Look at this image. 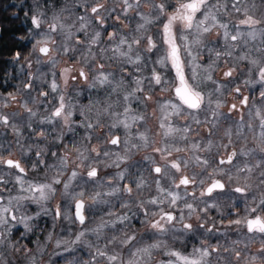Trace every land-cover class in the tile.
Here are the masks:
<instances>
[{
    "label": "snow or ice",
    "instance_id": "1",
    "mask_svg": "<svg viewBox=\"0 0 264 264\" xmlns=\"http://www.w3.org/2000/svg\"><path fill=\"white\" fill-rule=\"evenodd\" d=\"M44 4L49 29L31 19L39 53L54 37L91 95L66 100L55 60L24 76L22 119L0 93V133L14 137L0 135V157L21 149L0 167V240L35 239L50 217L58 249L87 252L75 264H264V0ZM38 134L54 147L31 150Z\"/></svg>",
    "mask_w": 264,
    "mask_h": 264
},
{
    "label": "clouds",
    "instance_id": "2",
    "mask_svg": "<svg viewBox=\"0 0 264 264\" xmlns=\"http://www.w3.org/2000/svg\"><path fill=\"white\" fill-rule=\"evenodd\" d=\"M12 4L14 5V11H13V19H17L16 13L20 11L21 8L24 9L25 16L28 15L29 10H31L32 15L29 17V19H32L33 17L40 18L41 14L45 17L42 19V26L44 29L47 31L49 29V21L53 17V9L52 6H45L44 0H30V4L26 3L25 0H12ZM145 11H148L147 7L145 8ZM21 21L23 22V18H20ZM7 27V25H4L0 27V32H3V28ZM35 29L31 28L28 29V34L27 36H16L15 39L19 40H28L30 41V50L28 51V54L24 57L23 60L18 59V52L10 57L11 64L8 66L6 75L8 78L9 82L13 81V67H17V72H16V80L17 82L15 83V91L9 92L11 93L12 96L16 98V103L11 104L9 107L5 109H12L15 108L17 109L16 111H10L9 113H17L20 117L24 116L25 111L27 110L25 107V100H24V88L22 84V80L24 78L23 72H24V67L25 65L28 68V74L29 77L35 78L37 75V69L39 68V63L47 65L49 61L55 60L56 63L52 66L51 69H48L47 71H53L55 70L56 72L62 73V77L60 80V87L61 91L65 95L66 100L70 99L69 93H71L74 89H80L82 90V95L79 97V100L82 103H87L83 102V97L86 94L87 96L91 95V93L87 90L86 85L84 84L83 81L77 79L75 85L72 84L71 82V77L72 74L80 71L81 65L80 62L77 61L75 64H69L68 59L66 56L63 55H58L57 48L58 45L56 44V40L54 37L50 35L47 44L51 51L48 53L47 56H42L39 53V48L42 46L41 44L36 43V36L34 35ZM20 55V54H19ZM31 64L32 67L29 68L28 65ZM36 66L35 69L33 66ZM82 85L84 86L82 88ZM34 95V100L35 104L31 106L32 111H38L39 109L36 107V105L39 104V98L35 97ZM4 109V110H5ZM186 119V118H185ZM149 127L151 125L149 124ZM96 136L100 135V131H96L94 133ZM36 141H41L43 140L44 143H40L37 145V143H32L30 145L31 150H37L38 149L42 153H46L49 147H54V145L51 144V142L44 136L38 134L36 136ZM158 139V138H157ZM97 149L103 147V144L97 143L95 145ZM66 152L71 151L75 152V149H65ZM147 153L145 152H140V156H144ZM25 159H30L31 158V151L28 149H25L23 153ZM21 157V149L14 147L11 154L8 156H3L0 157V167L3 166L4 161L7 159H12V160H18ZM41 159H44V156H41ZM72 159L79 160V157L73 156ZM83 169H81V172L83 173ZM51 175V174H49ZM43 177V174H41ZM4 179L7 180H12L14 177L12 175H7L3 177ZM61 193H57L54 198L50 200V204L52 208H55L56 206L59 205L60 200H61ZM90 201L86 200V203ZM34 235L35 239L33 240V243L35 244L34 248H29L26 244H24L21 240L16 239V240H11V239H6V240H0V264H32V259L38 252L44 253L42 258H40V264H75V261L77 259L83 260V256L80 250H73L72 254L69 255L68 250L66 249H58L56 240L55 239H48L47 235L45 234L44 240L40 239V234L46 233L45 232V227H43L40 223H36L34 225ZM145 229H141L140 231H144ZM63 231V229H58L56 232V236H60V233ZM33 233H25L24 234V240L29 239V237H32ZM19 248V250H17ZM255 251V248L253 249ZM160 262V256L155 255L151 259V264H159Z\"/></svg>",
    "mask_w": 264,
    "mask_h": 264
},
{
    "label": "trees",
    "instance_id": "3",
    "mask_svg": "<svg viewBox=\"0 0 264 264\" xmlns=\"http://www.w3.org/2000/svg\"><path fill=\"white\" fill-rule=\"evenodd\" d=\"M27 0H25L26 2ZM57 7L62 6V0H56ZM14 9V8H12ZM21 12V9L19 13ZM5 14V13H4ZM13 15V12H12ZM30 14L28 16H25L26 21H31L29 19ZM3 18L6 20L7 16H3ZM13 17H10V20ZM14 23H9V26L3 28V32H0V71L7 72L8 69V63H12L10 60V57L13 54H16L17 52L22 49V41L19 39H12L11 36H22L24 34L23 27L20 26L18 23H15L17 21H12ZM31 24V22H29ZM215 38V37H213ZM243 67V66H242ZM4 77V76H3ZM87 95L85 94L83 97V102H87L86 99Z\"/></svg>",
    "mask_w": 264,
    "mask_h": 264
},
{
    "label": "rangeland",
    "instance_id": "4",
    "mask_svg": "<svg viewBox=\"0 0 264 264\" xmlns=\"http://www.w3.org/2000/svg\"><path fill=\"white\" fill-rule=\"evenodd\" d=\"M26 3L30 4V0H27ZM14 5L12 4V0H0V27L4 26V25H7L9 26V23H14L12 21H17L15 23H18L20 26H23V23L21 21L20 18H23L25 16V12H24V9L21 8V12L19 13H16V16H17V19H11L10 20V17H13L12 16V12L14 11ZM5 13V14H4ZM32 15V14H31ZM3 16H7V19L5 20L3 18ZM33 28L32 26L29 28L31 29ZM25 31H27V29L25 28ZM28 34V31L23 35V36H27ZM12 39H15V37L11 36ZM22 41V49L20 51H22V54H25L27 52V50L23 51V49L27 46V40H21ZM30 50V48H29ZM14 55V54H13ZM11 63H8V66L10 65ZM17 68L15 71H13V74L15 75L14 76V80L15 81H12L13 83L10 84V82L8 81V78H7V75H6V72H2L0 71V93H3L5 96L9 93V92H12V91H15V83H16V72H17ZM4 76V77H3ZM13 109V108H12ZM5 111H14V110H10V109H5ZM34 207V206H33ZM46 233H43V234H40V239H42L44 237ZM21 238V237H20ZM29 239H33L32 237H29Z\"/></svg>",
    "mask_w": 264,
    "mask_h": 264
},
{
    "label": "flooded vegetation",
    "instance_id": "5",
    "mask_svg": "<svg viewBox=\"0 0 264 264\" xmlns=\"http://www.w3.org/2000/svg\"><path fill=\"white\" fill-rule=\"evenodd\" d=\"M27 46L23 49V51H25V50H27V52L25 53V54H22V51H19V54H20V57H21V60H23L24 59V57L28 54V51H29V48H30V41H28L27 40ZM35 65L33 66V68L35 69ZM16 68L17 67H13V71H15L16 70ZM28 73V68H27V66L25 65V67H24V72H23V76H25L26 74ZM14 74H13V78H14ZM221 77H222V74H221ZM221 77H219V78H217V79H220ZM237 78L239 79V71H238V75H237ZM13 81H15L14 79H13ZM17 82V81H16ZM13 82H10V84H12ZM82 87H83V85H82ZM245 94H247V92H245ZM229 102L231 103L232 101H231V98H229ZM224 111L225 112H227L228 111V109L227 108H225L224 109ZM6 112H10V111H6ZM232 116H233V118H238V116H237V114L236 113H232ZM150 125H151V127L153 128V129H155V125H154V123H150ZM81 132L83 131V130H80ZM27 133V132H26ZM1 134V133H0ZM137 159H139V156L137 157ZM108 171H111V170H108ZM9 187H11V184L9 185ZM49 222H50V218L49 217H44L43 218V220H38V223H40L43 227H45V228H48V226H49Z\"/></svg>",
    "mask_w": 264,
    "mask_h": 264
}]
</instances>
